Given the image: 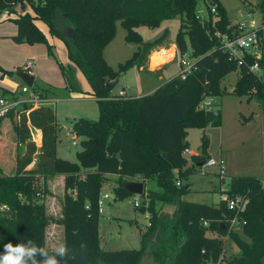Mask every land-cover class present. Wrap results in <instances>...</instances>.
<instances>
[{
	"label": "trees",
	"instance_id": "obj_1",
	"mask_svg": "<svg viewBox=\"0 0 264 264\" xmlns=\"http://www.w3.org/2000/svg\"><path fill=\"white\" fill-rule=\"evenodd\" d=\"M29 1L0 0V13H15L17 6L23 11L16 12L18 29L10 37L16 43H44L48 54L54 56L46 34L37 25V20L43 22L49 34L64 43L70 63L87 80L90 94L96 98L99 116L96 120L82 117L72 124L73 132L80 136L77 162L57 156L60 127L53 106L34 107L23 102L0 117V157L6 156L4 150L10 144L15 150L12 173H4L0 166V203L8 208L6 214L0 212V256L4 254V245L11 242L14 247L35 249L24 256L25 264H95L98 261L137 264L145 248H149L160 264H264V189L259 178L232 176L229 180L226 192L232 197L242 195L247 199L238 219L242 233L250 242H239L240 254L226 260H220L224 241L205 233L226 232L230 219L235 216L234 210L228 209L225 199L214 205L182 199L188 185L182 186L181 179L193 172L196 163L204 164L207 160L203 154L192 155V165H187L182 154L188 147L187 130L221 122L218 111L199 109L200 101L224 93L222 80L235 70L240 75L231 93L253 94L264 100V77L249 69L254 56L247 54L245 62L238 64L220 48L217 31L230 36L237 32L236 24L229 20L221 1L202 0L207 12L203 17L198 14L199 0ZM213 4L215 13L210 10ZM27 5L32 12L27 11ZM253 7L262 11L264 0ZM177 16L180 24L174 41L178 55L189 49V57L195 58L197 69L185 79L174 76L140 97L108 92L106 82L131 67L142 66L153 48L167 45L166 30L157 38L144 41L135 29L139 26L156 28L164 20ZM117 21L126 30L125 40L135 43L137 49L114 68L105 61L103 48L114 37ZM261 50L257 61L259 68L264 69L263 45ZM57 64L66 87L81 91L74 69L59 61ZM9 72L13 74L0 67L1 76ZM0 96L16 98L19 95L4 90ZM31 127L41 132L38 152L31 140ZM207 145L205 139L204 148ZM34 156L35 165L29 168ZM107 174L118 176L114 191L120 198L131 194L123 183L135 177L143 182L154 179L161 189H148L140 196L139 207L149 211L150 223L141 234L139 249L105 251L99 245L97 199ZM57 175L64 177L60 220L64 226V256L59 251L44 249L46 218L37 202L46 193V181ZM160 203L175 205L171 216L157 212ZM203 220L208 226L202 225ZM155 232L157 240L153 241Z\"/></svg>",
	"mask_w": 264,
	"mask_h": 264
},
{
	"label": "rangeland",
	"instance_id": "obj_2",
	"mask_svg": "<svg viewBox=\"0 0 264 264\" xmlns=\"http://www.w3.org/2000/svg\"><path fill=\"white\" fill-rule=\"evenodd\" d=\"M33 1L29 2L32 3ZM220 1L233 24L243 20L250 25L251 21L259 23L262 18V15L257 10H254L256 8L253 7L259 3V0ZM249 8L253 10V13L249 12ZM16 9V12L21 11L18 6ZM26 9L32 12L30 6L27 5ZM197 9L204 16L207 15L205 4L202 0L198 1ZM16 12L4 11L0 13V67L5 71L15 72L18 69L24 71V66L28 61L34 62L36 77L31 88H34L37 92H43L47 97L52 95L56 98L55 101L51 103L44 102V104L53 106L56 111V118L60 127L57 134V156L71 162H77L76 152L81 149L79 145L80 136L73 132L72 124L82 117L92 120L98 119L99 109L97 101L88 93L90 92V86L83 74L70 63L64 43L59 38L50 35L43 22L37 20V25L46 34L54 56L48 54L47 46L44 43H16L9 36L10 34H15L18 29L15 20L17 17ZM179 24L180 20L177 16L170 20H164L159 27L139 26L135 30L142 36L144 41L157 38L164 30L167 32V39L169 37L174 40ZM125 34L126 30L120 21H117L114 37L103 48L105 61L114 68L117 67L118 63L124 62L131 57L132 53L137 49L135 43L125 40ZM262 36L264 42V27ZM168 43L169 41L167 40ZM158 47L152 50L158 49ZM189 53L190 50L188 49V56ZM147 58L143 62L142 71H139L137 66L127 70L121 76L119 83L112 92L116 93L118 89L124 88L127 91V95L132 97L148 90L151 85H158L168 81L176 74L177 60L168 63L160 72L149 73L145 66ZM57 61L65 66L69 65L71 69L75 70L74 77L77 84H80L77 86L85 89H82L84 91L82 92V95H84L83 99H71L70 93L62 88L65 80ZM76 70L78 76H76ZM159 74L162 76L160 79H158ZM239 75L238 70L227 74L221 84L224 93L211 97L212 102L209 109L220 113V124L216 126L208 125L202 129L197 127L189 128L186 135L188 148L193 152L203 154L205 159H218L219 157L224 159V178L222 180L219 179L217 166L204 165L202 167V165L197 166L195 164L193 172L187 178L181 179L182 186L188 185L187 192L182 196L184 200L214 205L221 198H231L232 196L226 191L229 188V180L232 176L250 175L259 178L263 182L264 100L253 94L237 95L231 93ZM258 75H263L264 77V69H260ZM22 84L24 83L15 74L9 72L2 77L0 75V94L6 89H17L20 93ZM49 86L54 89L52 94ZM20 96L24 97L25 95L21 94ZM40 135L39 129L31 128V140L34 142L37 152L41 146ZM1 137L6 140L2 135ZM205 139L208 140L206 148H204ZM73 141L76 144H73ZM21 147V153H24V146ZM14 151V147L10 144V147L4 150L7 157H0V166L4 173L9 174L13 171ZM191 156L190 154L185 155L187 163H190L189 166L192 165ZM35 162L36 156H34L29 168L33 167ZM145 185L146 190H161L154 179L146 180ZM116 186V177H107L103 181L101 192L108 193L110 198L104 199L103 212L99 214V222L96 226L97 240L100 241L99 236L104 235L101 244H103L102 249L105 251L124 249L127 246L139 249L141 248L140 235L136 231L135 226L142 234L149 226L150 213L146 208L143 210L134 206V198L141 202V195L130 194L120 198L114 191ZM44 189L46 193L37 201L41 204L46 218L44 249L59 251L61 247L64 248V226L60 222L63 217L64 187L57 179V176H54L46 181ZM20 198L23 199V197ZM6 207V204L0 203V212L6 214ZM174 208L175 205L173 204L160 203L157 212L171 216ZM205 234L224 241V251L220 260L239 255L241 252L239 242H250V238L242 233L240 224L236 227H230L229 225L224 233L206 231ZM156 237L157 235L154 241L157 240ZM147 249L149 248H145V250ZM205 264L212 263L206 262Z\"/></svg>",
	"mask_w": 264,
	"mask_h": 264
},
{
	"label": "built area",
	"instance_id": "obj_3",
	"mask_svg": "<svg viewBox=\"0 0 264 264\" xmlns=\"http://www.w3.org/2000/svg\"><path fill=\"white\" fill-rule=\"evenodd\" d=\"M212 13L216 12V5H211L210 8ZM249 8V12L253 13V10ZM255 10V9H254ZM257 10V9H256ZM261 15L262 18L260 19L259 23H255L254 21H251V24L248 25L245 21H239L236 24V30L237 32L230 36L226 33H221L217 31L215 35L218 37L220 41V48L224 51L228 52L229 57L231 59L237 60L238 64H241L244 61V57L247 54H252L255 58L253 64L249 66V69L254 72L255 74H258L260 68L258 65V59L261 56V45H262V36L261 31L264 27V9L262 11L257 10ZM199 16L203 17L204 15L202 12H198ZM177 74L176 76H179L181 79H185L190 73L195 71L197 69L195 58H191L188 56L187 53H184L182 55L177 56ZM33 67L34 63L28 61L24 66V71L27 74H33ZM20 94H24V97H16L13 98V96H0V117H4L10 110L17 108L21 103L26 102L34 107H38L41 105H46L44 102H49L47 96H43L41 92H37L33 90L31 87L23 84L20 88ZM119 96H128L124 89L118 91L116 93ZM212 102L211 97H205L203 98L199 105V109H209ZM73 144H76L75 141L72 142ZM182 154L185 156L186 154H190V151L188 148H185L182 152ZM207 166H217L218 167V174L221 178H224L225 173V161L223 158H209L206 160V162L203 164ZM202 166V167H203ZM134 181H139L140 177H135L132 179ZM177 184H180V181H177ZM43 196V195H41ZM109 197V194L107 193H100L97 199V206H98V212H103V202L104 199H107ZM227 203V207L230 210H234L235 216L230 219L229 225L230 227H236L240 224V221L238 219V214L243 212L246 204L247 199L245 196L242 195H235L231 198H224ZM140 201L137 198H134V206L139 207ZM88 209V205L85 206ZM8 210V208L6 207ZM203 226H208V222L206 220H203L202 222Z\"/></svg>",
	"mask_w": 264,
	"mask_h": 264
},
{
	"label": "crops",
	"instance_id": "obj_4",
	"mask_svg": "<svg viewBox=\"0 0 264 264\" xmlns=\"http://www.w3.org/2000/svg\"><path fill=\"white\" fill-rule=\"evenodd\" d=\"M223 5V4H222ZM224 6V5H223ZM3 21V20H2ZM161 25V24H160ZM165 31V30H164ZM163 31V32H164ZM162 32V33H163ZM11 35H13V34H10L9 36H11ZM261 36H262V31H261ZM175 39V38H174ZM153 40V39H152ZM168 41H169V43L167 44V45H163V46H161V47H158V49H155V50H152L151 51V53L148 55V58H147V64L145 65L146 67H147V71L149 72V73H152V72H160V71H162L163 70V68L168 64V63H170V62H172V61H174V60H177V56H178V50H177V46H176V43H175V41L174 40H172V39H170L169 37H168V39H167ZM262 45L264 46V42H263V36H262ZM34 63V62H33ZM143 66H144V64L142 65V66H140V67H138V70L139 71H142L143 70ZM131 68H133V67H131ZM34 69H35V65H34V67H33V74L32 75H34L35 76V71H34ZM130 69V68H129ZM128 69V70H129ZM177 70H178V66H177ZM126 72V71H125ZM125 72H123V73H121L120 75H119V77H118V83H119V80H120V78H121V76H123V74H125ZM74 73H75V70H74ZM14 74V73H13ZM176 74H177V72H176ZM176 74H174L173 75V77L174 76H176ZM2 76H4V75H2ZM1 76V77H2ZM76 76H78V72H77V70H76ZM36 77V76H35ZM226 77V76H225ZM224 77V78H225ZM160 78H162V76H161V74H159L158 75V79H160ZM35 80V79H34ZM170 80V79H169ZM223 81V80H222ZM165 83V82H164ZM34 84V83H33ZM79 84V83H78ZM161 84V83H160ZM160 84H158V85H151V87L148 89V90H146V91H142V92H140V93H138V95H135V96H132V97H140V96H143V95H145V94H148V93H150V92H152L154 89H156L158 86H160ZM163 84V83H162ZM161 84V85H162ZM23 85V84H22ZM80 85V84H79ZM67 85L65 84V81H64V85L62 86V88L63 89H66L65 91H68L69 93H70V97H71V99H83L82 97L84 96V95H82V92H84L83 90H85L83 87H82V89H81V87H80V89H81V91H74L73 89H69V88H67L66 87ZM82 86H84L83 84H82ZM50 87H52V86H49V88ZM53 88H57V87H53ZM127 88V87H126ZM122 89H124V88H120V89H118L117 90V92L118 91H120V90H122ZM6 90H8L9 92H13V93H17L18 95H19V97H21L20 95V93L18 92V90L17 89H15V90H11V89H6ZM53 90L54 89H52L51 88V90L50 91H52L51 92V94L53 93ZM125 90V92H126V94H127V91H126V89H124ZM56 92V91H55ZM112 92V91H111ZM116 92V93H117ZM89 94L91 93V89H90V92H88ZM90 96H92L93 98H95L93 95H91L90 94ZM128 96H131V95H128ZM48 100H49V103H51L52 101H55L56 100V98H54L52 95H49V98H48ZM95 100H96V98H95ZM46 105H48V104H46ZM31 128H33V127H31ZM35 128V127H34ZM37 129V128H36ZM40 138H41V135H40ZM188 148V147H187ZM188 150L190 151V155H197V153L196 152H193L191 149H189L188 148ZM219 158H222V157H219ZM209 159V158H208ZM191 163H192V160H191ZM189 164L190 163H188L187 165L189 166ZM196 165L197 166H203V164L201 163V162H198V163H196ZM218 176H219V174H217ZM237 176H239V175H237ZM241 176H250V175H241ZM107 177H118L116 174H107L106 175V178ZM57 179L62 183V184H64V177L62 176V175H57ZM219 179L220 180H222L223 178H221L220 176H219ZM140 181V180H139ZM146 182V181H145ZM145 182H144V191L146 190V185H145ZM264 183V179H263V182H262V184ZM101 191H102V189H101ZM100 193H106V192H100ZM108 194V193H107ZM108 198H110V195H109V197ZM222 199V198H221ZM220 199V200H221ZM134 219V218H133ZM131 220V219H130ZM135 229H136V231H138V234L140 235V244H141V234H140V232H139V230H138V228L135 226ZM142 233V232H141ZM99 238H100V247L101 248H103L102 247V245L103 244H101V242L103 241V239H104V235H101V236H99ZM124 249H137V248H131V247H129V246H127L126 248H124ZM117 250H119V249H117Z\"/></svg>",
	"mask_w": 264,
	"mask_h": 264
},
{
	"label": "water",
	"instance_id": "obj_5",
	"mask_svg": "<svg viewBox=\"0 0 264 264\" xmlns=\"http://www.w3.org/2000/svg\"><path fill=\"white\" fill-rule=\"evenodd\" d=\"M69 37L72 36L71 33L68 34ZM25 85L32 87L34 83L35 76L31 74H27L23 70H16L13 72ZM118 84V78L114 80H110L105 83V89L108 92H111L114 87ZM124 188L131 194L135 195H142L144 193V182L143 181H134V180H127L123 183ZM225 228V226H221V229ZM156 233L154 234V237L152 240H155ZM95 264H109V263H104L101 261H98ZM137 264H160L159 261H156L154 259L153 254L150 253L149 249L145 250L144 254L141 256L140 260L137 262Z\"/></svg>",
	"mask_w": 264,
	"mask_h": 264
},
{
	"label": "clouds",
	"instance_id": "obj_6",
	"mask_svg": "<svg viewBox=\"0 0 264 264\" xmlns=\"http://www.w3.org/2000/svg\"><path fill=\"white\" fill-rule=\"evenodd\" d=\"M35 249H26L22 245L13 246L11 242L4 245V254L0 256V264H25L24 256L30 255ZM61 256L66 255V249H59Z\"/></svg>",
	"mask_w": 264,
	"mask_h": 264
}]
</instances>
